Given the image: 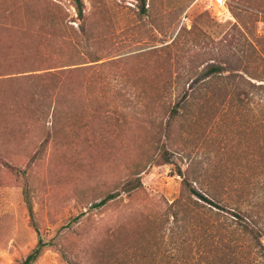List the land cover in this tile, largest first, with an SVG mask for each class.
Here are the masks:
<instances>
[{"label":"rangeland","instance_id":"obj_1","mask_svg":"<svg viewBox=\"0 0 264 264\" xmlns=\"http://www.w3.org/2000/svg\"><path fill=\"white\" fill-rule=\"evenodd\" d=\"M83 1L84 19L72 0H0V55L11 54L16 67L93 65L90 51L100 62L116 61L66 75L54 131L52 112L42 116L31 87L0 93V264H20L40 235L49 245L34 264H188L177 259L191 256L186 241H218L221 217L217 199L184 191V175L210 199L211 192L234 198L264 176V113L250 106L223 112L219 94L204 91L174 120L171 138L160 127L170 114L164 101L177 94L175 79L202 61L194 50L226 42L240 1L146 0L150 16L143 18L142 0ZM250 1L259 13L264 0ZM84 32L94 33L90 48ZM137 173L139 191L93 207ZM178 198L183 211L191 208L184 219L197 215L185 221L180 251L159 223Z\"/></svg>","mask_w":264,"mask_h":264},{"label":"trees","instance_id":"obj_2","mask_svg":"<svg viewBox=\"0 0 264 264\" xmlns=\"http://www.w3.org/2000/svg\"><path fill=\"white\" fill-rule=\"evenodd\" d=\"M239 1L242 5L237 6L240 13L232 9L239 21L232 26L233 31L227 36L226 42L217 45V49L206 47V49L194 50V53L198 54L195 60L202 59V61L191 67L190 73L185 76L184 80L180 77L175 79L173 84L176 86L177 94L174 97L168 96V99L164 101V109L170 114L167 121L160 123L161 134L167 132V138H171L170 132L174 120L177 117H185L186 114L183 111L188 112L193 108L202 98L204 91H214L213 96L219 94L217 96L221 100L220 108L223 112L227 111L226 106L238 108L250 106L252 111L264 113V33H259V23L264 22V1L259 7H255L259 13L250 9L252 1ZM72 3L79 18L84 19V1L72 0ZM142 3L141 18L150 16V11L146 8V0H142ZM243 16L250 17L251 25L242 18ZM92 36L94 37L93 32L81 36V42L87 48H90V44L93 43ZM90 55L91 62L95 63L93 65L71 67L75 64L49 63L46 67H42L40 63L31 62V65L24 69L10 62L11 54L7 53L4 57L0 55V93L6 92L9 88H18L28 93V88L31 87L32 99H36L39 104L34 106L42 110V116L49 119L52 112V119L47 123L49 122L48 125L54 131L58 127L61 111L60 100L57 103L56 100L64 90L66 75L88 71L91 68L104 70L116 62L114 60L100 62L103 57L96 55L93 51H90ZM84 63L86 62L78 64ZM206 101L210 102L211 97H206ZM257 121L263 123L262 119ZM44 122L47 124L46 121ZM260 126L261 124H258L257 127ZM260 170L263 172L262 167ZM180 174L184 175L182 171ZM259 179L250 187L237 188L239 194L234 198H219L211 192L209 195L213 199H210L201 195L192 186L190 175H184L185 192L197 193L212 204L215 199L218 200L215 206L220 209L217 213L221 217L220 237L218 241H213L214 243L209 240L210 244L207 242L210 236L195 237L192 241H186L187 245L191 246V256L184 255L177 259L186 260L188 264H264V176ZM142 187L143 183L139 174L138 176L131 175L118 189L108 192L98 202H95L93 207H105L120 198L123 193L129 196ZM260 187L263 191H257ZM25 199L31 216H34L29 188L25 189ZM220 202H225V204L220 205ZM183 204L184 201L180 198L169 204V210L166 209L163 220L159 222L163 228L169 229L175 236L173 242L178 251L184 246L180 234L188 233L185 221L189 218L197 219V215L184 219V215L190 213L191 208L190 205H184L185 210L183 211ZM48 245L49 242L40 235L35 247L22 259L20 264H34Z\"/></svg>","mask_w":264,"mask_h":264}]
</instances>
